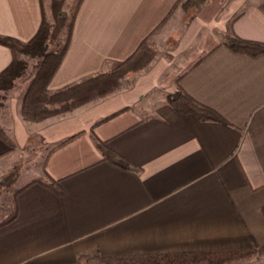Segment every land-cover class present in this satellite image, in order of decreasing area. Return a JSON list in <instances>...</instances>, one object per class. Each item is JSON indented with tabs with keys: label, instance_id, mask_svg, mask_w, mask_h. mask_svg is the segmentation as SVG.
<instances>
[{
	"label": "crops",
	"instance_id": "crops-1",
	"mask_svg": "<svg viewBox=\"0 0 264 264\" xmlns=\"http://www.w3.org/2000/svg\"><path fill=\"white\" fill-rule=\"evenodd\" d=\"M68 1L42 0L55 38ZM176 1L82 0L47 88L127 58ZM41 7V0H0V36L28 41L41 23ZM225 33L264 42V0H208L167 56L125 78L117 92L69 114L25 122L18 97L4 94L10 113L5 130L21 150L32 137L41 150L84 133L44 157V177L58 181L62 194L40 182L18 191L16 217L0 226V264H78L82 254L145 256L264 244V54L231 51L222 44ZM13 59L0 44V72ZM180 75L178 86L225 122L171 108L166 94ZM118 111L93 133L137 170L104 161L91 137L95 122ZM8 151L0 139V162L14 154ZM234 264H264V256Z\"/></svg>",
	"mask_w": 264,
	"mask_h": 264
},
{
	"label": "trees",
	"instance_id": "trees-1",
	"mask_svg": "<svg viewBox=\"0 0 264 264\" xmlns=\"http://www.w3.org/2000/svg\"><path fill=\"white\" fill-rule=\"evenodd\" d=\"M207 1L177 0L166 18L142 39L134 52L127 58L124 60H107L99 72L50 91L47 85L57 71L68 48L75 16L82 0H74L71 9L68 10V17L59 39L51 38L53 23L47 16L41 0L42 19L32 38L23 42L12 37L0 36V44L9 47L14 53L12 62L0 72V104H2L1 99L5 98L4 94L15 87L18 79L27 73L29 67L32 73L22 93L18 109L20 117L25 122H44L49 118L69 114L84 105L103 99L117 92L125 78L146 70L155 62L159 56L156 35L161 32L165 23L176 11L180 10L190 21ZM222 38V44L233 52L245 53L250 56L264 54V42L243 39L230 33L223 34ZM52 44H54L53 47H51ZM204 57L205 55L199 57L189 68L195 66ZM28 59L32 60L33 63L30 64ZM180 78L181 75L174 80L176 88L166 94V100L175 112L181 115L193 114L201 120L225 122L214 109L197 102L183 91L178 86ZM120 111L95 122L91 127V137L96 148L101 152L104 161L121 168L137 170L134 164L109 148L107 141L101 140L93 133L96 125L115 116ZM83 133L84 131H80L52 145L46 155ZM0 139L8 145V153L18 148L13 137L7 133L1 124ZM41 165L44 174L45 161ZM45 175L46 179L33 178L23 188L33 182H40L62 194L59 182L53 180L49 175ZM23 188L16 190L12 195L10 212L0 220V226L9 223L16 217V195ZM260 211L264 215V206ZM262 255H264V244L243 249L145 256H89L82 254L77 257V262L78 264H234Z\"/></svg>",
	"mask_w": 264,
	"mask_h": 264
},
{
	"label": "rangeland",
	"instance_id": "rangeland-1",
	"mask_svg": "<svg viewBox=\"0 0 264 264\" xmlns=\"http://www.w3.org/2000/svg\"><path fill=\"white\" fill-rule=\"evenodd\" d=\"M73 3L74 0L68 1V10L71 9ZM67 17L68 13L66 16V20ZM189 23L190 21H188L187 16H184L180 10L176 11V13L165 23L161 32L156 35L159 56H167V52L174 49L177 40L179 39L180 35H182V33L185 31ZM53 28L51 38H55L56 36L55 33L57 30L55 28V31H53ZM62 30L63 28L61 29V31H59L60 33L55 39H59ZM53 45L54 44H52L51 47H53ZM28 62L30 64L33 63V61L30 59H28ZM31 73V68L29 67L27 73L23 75L20 79H18L15 87L10 90V95H16L19 101L21 99L22 93L24 92V89ZM10 95H6L7 99ZM1 106L2 107L0 109V119H2L3 121L1 122V126H3L4 129L7 130L10 127V124H8V118L10 113L7 111V106L3 104H1ZM34 143L35 137H32L30 143L25 147V149L21 150L18 147L15 151H13L14 154L9 156V159L5 163L3 161L0 162V220L5 218L10 212L12 195L14 194L16 189L21 188L33 178L40 177L46 179L44 177L41 164L50 147H44V149L42 147L40 150L37 146H34ZM262 256H258V258Z\"/></svg>",
	"mask_w": 264,
	"mask_h": 264
}]
</instances>
